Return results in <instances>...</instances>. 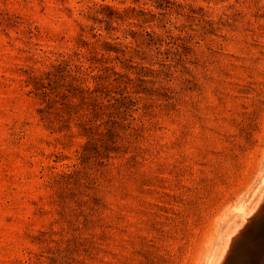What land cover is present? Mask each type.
<instances>
[{
    "label": "rangeland",
    "instance_id": "1",
    "mask_svg": "<svg viewBox=\"0 0 264 264\" xmlns=\"http://www.w3.org/2000/svg\"><path fill=\"white\" fill-rule=\"evenodd\" d=\"M263 191L264 0H0V264H216Z\"/></svg>",
    "mask_w": 264,
    "mask_h": 264
},
{
    "label": "bare ground",
    "instance_id": "2",
    "mask_svg": "<svg viewBox=\"0 0 264 264\" xmlns=\"http://www.w3.org/2000/svg\"><path fill=\"white\" fill-rule=\"evenodd\" d=\"M263 199H264V191L262 192L259 201H257V202L251 207V209H249V210L241 209V211H242V215H241V216H242V221H241V223H240L238 226H236V227L234 228L233 231H231V232L229 233V237H228V240H227V243H226L227 248H226V245H225L224 249H225V248H226V249H225L224 252L220 253L219 257L217 258L216 264H224L225 261L227 260V256L230 254V252H231V250H232V248H233V245H234L236 239H237L242 233H244V232L247 230L248 226H250V224H252L255 220H257L258 217H261L262 219L264 218V201H263ZM262 201H263V202H262ZM258 205H259V207H258L257 211L253 212V210H254ZM252 212H253V213H252ZM241 225H242V227H241ZM239 226H240V228L237 229ZM263 229H264V225H263ZM252 243H253V242H252ZM251 245H253V244H249V245H248V249H247L248 251H250L249 249H251V248H250ZM240 249H241V251L239 250L240 252H242V251H243L244 253L247 252V251H246V246H243V247L240 248ZM238 262H239V256H236L235 258H232V259H231V264H235V263L238 264Z\"/></svg>",
    "mask_w": 264,
    "mask_h": 264
}]
</instances>
